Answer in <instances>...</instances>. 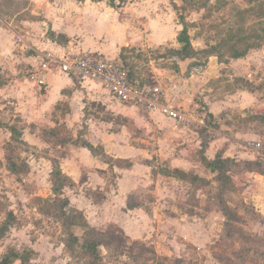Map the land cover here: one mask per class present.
I'll return each instance as SVG.
<instances>
[{"label":"rangeland","instance_id":"obj_1","mask_svg":"<svg viewBox=\"0 0 264 264\" xmlns=\"http://www.w3.org/2000/svg\"><path fill=\"white\" fill-rule=\"evenodd\" d=\"M128 1L123 0V4ZM77 2L0 0V20L10 22L15 31L23 34L31 30L37 40L77 47V30L84 25L76 14ZM174 7L181 22L180 31L185 26L190 37L192 49L184 57L192 55V65L209 64L214 59L211 67L220 73L213 99L236 95V90L244 87L254 96V103L242 110L228 106L221 111L220 120L207 113L204 94L194 97L197 106H186L197 119L189 129H195L199 136L200 148L194 150L201 161L199 166L190 160L187 166L171 167L168 158L182 152L181 137L160 138L156 131L143 136L141 124L136 125V138L120 134V146L124 147H120L115 159H108L100 145L90 148L99 160L117 166L126 163L120 160L122 156H131L134 151V159L149 170L144 187H128L135 195L126 198V207H121L119 213L108 217L98 211L103 215L101 221L93 219L99 214L92 210L87 219L88 212L70 202L71 195L78 194L81 188L66 175L73 172L72 177L78 176L76 182L89 178L91 185H85L81 195L86 205L89 200L100 203L105 198L103 188L112 189L116 177L121 176L111 167L101 169L103 164L82 154L80 146L89 145L85 139L89 133L83 132L82 127L80 131L74 126L67 128L64 117L57 120L61 121L60 126L55 125L49 111L37 121L0 114V227L4 221L10 224L0 233V263L17 250L24 264H90L95 252L83 247L86 239L97 243L98 264H264V163L256 158L237 160L225 156L221 146L210 160L217 154L227 160L222 165L226 175L217 177L208 169L202 170L203 152L209 141L226 139L225 128L248 135L239 137L246 152L251 151L244 147L246 140L264 142V116L256 113L254 106L264 100V0H178ZM180 48L174 49L168 43L157 49L156 55L171 58L181 54ZM235 49L245 50V54L233 58ZM236 59H241L242 70L231 77L235 69L220 65L229 66ZM27 67L12 70L0 63V88L7 81H18V72L28 77ZM191 80L197 88L204 85V79ZM115 123L126 124L124 119ZM10 126L15 128L13 133ZM118 126L113 124L103 133V139L111 143L113 133L122 129ZM166 154L168 157H164ZM71 157L82 161L81 166L69 169L67 160ZM54 167L68 179L58 194L68 200L65 210L80 211L88 228L73 226L66 230L59 213L55 215L44 204L43 199L54 195ZM138 175L145 177L144 173ZM100 176L105 178V186L99 183ZM141 204L143 207L137 208L136 213L126 211L127 207ZM70 232L78 241L73 242Z\"/></svg>","mask_w":264,"mask_h":264},{"label":"crops","instance_id":"obj_2","mask_svg":"<svg viewBox=\"0 0 264 264\" xmlns=\"http://www.w3.org/2000/svg\"><path fill=\"white\" fill-rule=\"evenodd\" d=\"M118 1L115 0L111 3L101 0H76L78 3H76V14L84 24L81 29L77 30L80 36L77 47L69 45L62 47L57 41H50L49 39L40 41L37 40L34 32L26 30L24 34L19 33L24 35L25 40L34 49L23 50L14 40V35L18 31L13 29L10 22L1 19L0 63L12 70H22L23 66L27 70L29 65V72L39 62L36 50H49L56 54L89 51L120 64L127 71L128 79L134 85L142 86L145 83L157 81L165 88H170L173 85L184 83L185 89L184 87L181 88L177 103L185 108L186 106H197L194 97L197 94H204L202 98L208 106L207 113L212 114L218 120L222 118L220 116L221 111L228 106L242 110V108H249L254 103V96L244 87L237 89L236 95L223 97L217 101L213 99V96H217L215 83L218 82L217 78L220 73L212 69L211 63L214 62L212 58L203 78L204 85H198L199 88H197L195 83L193 85L195 90L191 91L187 88L184 75L192 65L190 59L193 60L194 57L192 55L184 57L182 54H174L171 58L165 59L163 56L156 55L158 53L157 49L168 43L174 49L180 48L177 36L181 29V22L176 18L174 7L178 6V0H130L124 4L123 1ZM18 47L19 49H17ZM240 61L241 59H236L229 66H220L234 68L233 73H230V76L233 77V75H236L234 73L242 70ZM229 71H231L230 68ZM9 74L10 72L7 71V75ZM17 76L18 81H7L0 88V114L2 115L11 113L13 116L34 118L32 120L37 121L44 116V113L49 111L51 117L54 118V124L58 126H60L61 121L57 120L64 117L66 118L65 125L67 128L74 126L79 130V127H82L83 132L89 133L85 139L91 148L100 145L103 154L108 159L117 158L115 154L121 152L119 151L122 146H120V134H127L128 138H131V136L132 139L136 138V136L133 137L137 133L136 125L141 124L143 126V136L151 131L154 133L156 131L157 137L165 138L176 135L181 137L184 144L187 143L186 146L183 144L181 153L171 155L168 158V164L171 167L187 166L190 164V160L195 163V166H199V162H201L195 153L196 151H194L200 148L199 136L195 129L176 126L172 120L158 113L147 115L134 106L118 102L106 90L89 80L64 74L57 69L47 74L45 84L40 89L23 72H18ZM10 103L12 105L14 103V105L12 106ZM118 119H124L126 124L118 126L115 123ZM113 124L122 129L113 133L114 135L110 138L111 143H108L102 136L103 133H107L108 129L110 130ZM225 129L227 130L226 139L210 140L203 152L205 158L212 159L217 149L219 150L223 146L222 150L225 156L235 157L237 160L256 158L264 163L263 156L251 151L246 152L239 144V137L248 136L247 134H244L242 130L235 131L229 127ZM137 140H141V138H137ZM95 141L99 144H95ZM80 147L85 157L90 155L92 160L94 159L99 164H103L101 169L111 167L113 172L118 171L117 173L121 175L116 177L112 189L103 188L105 198L100 203L94 204L92 200L88 199V205H86L81 195L84 192L82 189L85 188V185H91L89 178H87V181L79 179L80 183H78L79 180L76 182L78 176L73 175L72 177L73 172L66 173L71 181L77 184L76 186L79 184L81 188L78 194L71 195L70 202L76 204V207L83 210L84 213L88 212L87 219H90L89 211L92 210L95 215L99 214L97 217L93 216V219L101 221L103 211L109 217V214H117L121 207H126V198L129 195H135L133 194L135 192L128 190L129 186H131V189L137 188V190L145 186L144 182L148 179V172H146L149 171L148 166L138 163L134 159V151H132L131 156H128V154L122 156L120 160L126 163L117 166L99 160V157L94 155L87 146ZM184 150L187 152H184ZM164 157H168V154ZM81 162L71 157L67 160V165L69 169H72L77 164L81 166ZM204 166H202V170H207ZM207 172L210 173L209 170ZM139 173H144L145 177L138 175ZM102 176H100L101 180L98 177V181L105 186L106 181ZM199 177H201L200 174ZM142 207V204L140 206L135 205L133 208L127 207L126 211L136 213L138 212L136 209ZM98 211L102 212L98 213Z\"/></svg>","mask_w":264,"mask_h":264},{"label":"built area","instance_id":"obj_3","mask_svg":"<svg viewBox=\"0 0 264 264\" xmlns=\"http://www.w3.org/2000/svg\"><path fill=\"white\" fill-rule=\"evenodd\" d=\"M14 40L23 50L34 49L19 32L15 33ZM36 53L39 62L28 72V78L38 89L45 84L47 74L57 69L64 74L89 80L106 90L118 102L134 106L147 115L158 113L165 116L176 126L189 128L197 122L192 112L177 103L184 83L170 88H165L157 81L142 86L134 85L129 81L127 71L120 64L89 51L56 54L49 50H36ZM207 68V63L193 64L188 70L189 77L203 79ZM254 106L256 113L264 116V100ZM244 147L264 157L262 140H246Z\"/></svg>","mask_w":264,"mask_h":264},{"label":"trees","instance_id":"obj_4","mask_svg":"<svg viewBox=\"0 0 264 264\" xmlns=\"http://www.w3.org/2000/svg\"><path fill=\"white\" fill-rule=\"evenodd\" d=\"M93 1H99V0H93ZM115 1V0H111V3ZM119 1H123V0H119ZM189 34H188V30L187 28L184 26L183 29L179 32L178 36H177V41L178 43L181 45L180 48V52L181 54H188L189 52H191V43H190V39H189ZM245 54V50H233V54L232 57L233 58H239L242 57ZM184 56V55H183ZM1 124V122H0ZM9 130L11 133H13L15 131V128H13L12 126L9 127ZM88 148H91L90 145H86ZM202 159L204 160V165L205 167L213 172L216 173L217 177H221L222 175H226L225 170H223V166L224 164L227 162V160H224L222 158V156L220 154H217L216 157L213 160L207 159L205 157H202ZM259 163H261L260 161H258ZM223 165V166H222ZM55 170H53L52 172V179H53V184H52V191L54 193L53 197H51L50 199H43L44 204L49 207L48 209L51 210L52 213H55V215L57 213H59L60 217L62 218L63 224L65 225V229L66 230H70L71 227L73 226H79V227H83V228H88V224L85 221V218L83 216V214L78 211V210H65L66 206L68 205V200L66 198H60L58 197L59 194V189L61 187H64L67 182L68 179L66 176H64L61 173L60 169H56L54 167ZM45 211V210H43ZM226 212V210L224 211ZM10 216V215H9ZM83 221V222H82ZM10 226V224H8L7 221H4L0 227V233H3L6 228ZM70 237L73 239L74 241H78L77 236L74 235L73 233L70 232ZM86 247L87 249H91L92 251L95 252V256L93 255V262L91 261L90 264H98L97 262V256H96V247H97V243L94 241H89L84 239V245L83 247ZM84 247V248H85ZM7 258V257H6ZM3 258L2 262L0 264H13L15 261H20L19 264H24L23 262V258L22 256L17 252V250H13L12 251V256L9 259Z\"/></svg>","mask_w":264,"mask_h":264},{"label":"water","instance_id":"obj_5","mask_svg":"<svg viewBox=\"0 0 264 264\" xmlns=\"http://www.w3.org/2000/svg\"><path fill=\"white\" fill-rule=\"evenodd\" d=\"M185 78L187 80V88L191 91H194L193 89V81L191 80V78L189 77V73L188 72H185ZM260 160V159H259Z\"/></svg>","mask_w":264,"mask_h":264}]
</instances>
